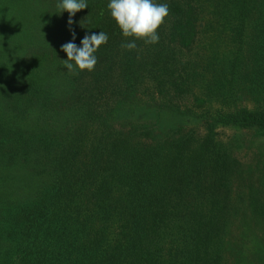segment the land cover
Masks as SVG:
<instances>
[{
    "label": "trees",
    "instance_id": "16d2710c",
    "mask_svg": "<svg viewBox=\"0 0 264 264\" xmlns=\"http://www.w3.org/2000/svg\"><path fill=\"white\" fill-rule=\"evenodd\" d=\"M109 2L56 25L108 35L94 71L41 46L0 108V173L23 180L0 264H225L238 219L264 229V160L237 157L264 137V0H155L159 42L133 50Z\"/></svg>",
    "mask_w": 264,
    "mask_h": 264
},
{
    "label": "rangeland",
    "instance_id": "374dc122",
    "mask_svg": "<svg viewBox=\"0 0 264 264\" xmlns=\"http://www.w3.org/2000/svg\"><path fill=\"white\" fill-rule=\"evenodd\" d=\"M38 4V0L13 3L0 0V108H13L10 104L13 99L7 96H17L22 92L27 65L37 48L43 46L45 51L50 52L51 49L61 55L63 52L59 40L73 42L81 47L80 42L84 36H90L88 30L79 27H70L65 34H56V25L59 27L61 19L69 18V14L66 11L59 13L58 8L48 11ZM44 65L46 69L47 62ZM51 67L50 65L49 69ZM229 134L230 132L225 133L226 136ZM250 136L253 146L248 150L240 149L237 157L254 166L264 160V137L255 134ZM16 182L22 184L23 180L16 179L14 172L11 171L10 176L0 173V208L12 204L17 197ZM236 225L238 227L232 226L227 235L225 264H264V229L248 213L246 217L238 219Z\"/></svg>",
    "mask_w": 264,
    "mask_h": 264
},
{
    "label": "clouds",
    "instance_id": "9594fccd",
    "mask_svg": "<svg viewBox=\"0 0 264 264\" xmlns=\"http://www.w3.org/2000/svg\"><path fill=\"white\" fill-rule=\"evenodd\" d=\"M107 7L123 37L132 38V42L122 44V48L135 49L137 40H142L148 45L159 42L158 30L169 15L166 3L158 4L155 0H110ZM57 8L59 13L66 11L69 14L67 23L71 25V17L88 8V5L86 0H60ZM72 38L75 39V33ZM107 41L108 35L100 31L99 34L85 35L80 42L81 47H77L73 42L62 45L61 51L67 55V59L63 60L64 67L73 75L79 71H94L97 64L95 53Z\"/></svg>",
    "mask_w": 264,
    "mask_h": 264
}]
</instances>
